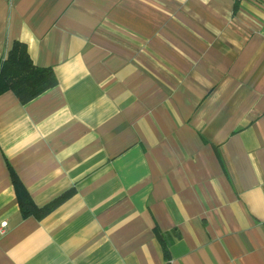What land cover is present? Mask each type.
I'll return each instance as SVG.
<instances>
[{
    "label": "crops",
    "instance_id": "crops-1",
    "mask_svg": "<svg viewBox=\"0 0 264 264\" xmlns=\"http://www.w3.org/2000/svg\"><path fill=\"white\" fill-rule=\"evenodd\" d=\"M15 41L56 84L0 94V264H264V0H0Z\"/></svg>",
    "mask_w": 264,
    "mask_h": 264
},
{
    "label": "trees",
    "instance_id": "trees-1",
    "mask_svg": "<svg viewBox=\"0 0 264 264\" xmlns=\"http://www.w3.org/2000/svg\"><path fill=\"white\" fill-rule=\"evenodd\" d=\"M55 84L56 76L53 69L35 65L26 44L21 41H15L6 57L0 59V94L11 90L25 104ZM12 180L24 215L43 218L72 194L67 192L49 204L38 207L16 174L12 175ZM165 251L167 254V243Z\"/></svg>",
    "mask_w": 264,
    "mask_h": 264
},
{
    "label": "built area",
    "instance_id": "built-area-1",
    "mask_svg": "<svg viewBox=\"0 0 264 264\" xmlns=\"http://www.w3.org/2000/svg\"><path fill=\"white\" fill-rule=\"evenodd\" d=\"M2 232H4V230H1Z\"/></svg>",
    "mask_w": 264,
    "mask_h": 264
}]
</instances>
